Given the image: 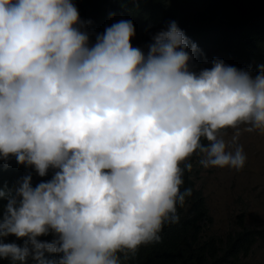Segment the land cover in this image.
I'll use <instances>...</instances> for the list:
<instances>
[{"label":"clouds","instance_id":"clouds-1","mask_svg":"<svg viewBox=\"0 0 264 264\" xmlns=\"http://www.w3.org/2000/svg\"><path fill=\"white\" fill-rule=\"evenodd\" d=\"M213 1L237 10L0 0V177L18 179L0 186V264H122L195 193L209 236L239 212L264 227V200L236 199L217 233L199 186L245 166L242 126L264 135V0Z\"/></svg>","mask_w":264,"mask_h":264},{"label":"trees","instance_id":"trees-1","mask_svg":"<svg viewBox=\"0 0 264 264\" xmlns=\"http://www.w3.org/2000/svg\"><path fill=\"white\" fill-rule=\"evenodd\" d=\"M158 2L160 0H144ZM186 3L190 0H182ZM234 5L227 3L217 4L213 0H207L206 5L200 8L198 15L207 13H219L227 11V14L236 11ZM228 22H225V26ZM203 39L207 44L213 45L215 40L207 37L205 28L202 30ZM18 179L8 176L0 177V186L7 184L9 187ZM2 203V202H0ZM206 216L204 199L200 193L190 198L181 211V219L177 225H165L161 232L162 240L154 245L138 249L134 256L123 260L122 264H172L175 257L183 254V264H247L243 259L248 257L258 241L264 240V227L257 229L252 224L244 226V218L247 212L235 216L237 221L234 231L229 232L224 238L209 236V228L197 226L201 219ZM238 221L241 230L238 229ZM171 227V228H170ZM9 237L8 240H14ZM50 240V237H41ZM176 242H175V241ZM19 243V241H17ZM6 264V262H1ZM182 263V262H181ZM250 264V263H248Z\"/></svg>","mask_w":264,"mask_h":264},{"label":"rangeland","instance_id":"rangeland-1","mask_svg":"<svg viewBox=\"0 0 264 264\" xmlns=\"http://www.w3.org/2000/svg\"><path fill=\"white\" fill-rule=\"evenodd\" d=\"M233 134V130H229L225 138L230 139ZM237 142L247 157L240 171L208 168L203 170L199 179L217 233H226L230 228L236 199H248L252 203L264 200V135L247 132L242 126ZM262 207L264 211V205ZM258 215L262 216V212L258 211ZM243 262L264 264V244L257 245Z\"/></svg>","mask_w":264,"mask_h":264}]
</instances>
